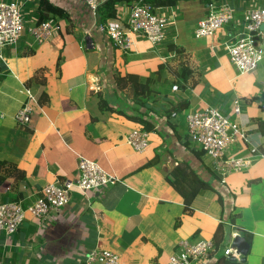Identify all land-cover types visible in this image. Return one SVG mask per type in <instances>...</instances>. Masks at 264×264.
<instances>
[{
    "label": "crops",
    "instance_id": "crops-1",
    "mask_svg": "<svg viewBox=\"0 0 264 264\" xmlns=\"http://www.w3.org/2000/svg\"><path fill=\"white\" fill-rule=\"evenodd\" d=\"M47 1L66 13L47 15L59 25L50 38L36 44L29 35L27 28L39 20V1L23 0L29 20L20 12L24 30L17 44L0 48V203L26 207L48 183L76 178L80 157L117 180L72 191L64 207L42 219L27 212L11 234L0 230V264H83L94 248L117 253L120 264H168L181 241L198 239L214 245L201 264H264V59L255 70L240 72L227 50L244 31V12L264 9V0H236L240 13L227 0L157 6L154 11L166 19L164 39L152 44L134 35L126 50L114 46L99 24H126L134 0L117 1L115 17L104 22L81 0ZM210 2L229 5L233 19L211 36L196 37L193 30ZM181 66L190 72L182 85ZM115 72L127 83L117 86ZM129 75L163 88L162 108L171 113L166 118L161 108L151 114L162 135L149 132L142 151L126 141L138 125L116 112L131 104ZM26 89L36 103L31 121L18 123L14 116L26 102ZM175 105L185 108L174 111ZM206 107L237 123L240 136L224 159L248 158V166L222 174L188 137L186 115ZM176 165L182 169L178 187L170 182ZM236 233L250 246L243 262L234 249L235 262L223 253Z\"/></svg>",
    "mask_w": 264,
    "mask_h": 264
},
{
    "label": "built area",
    "instance_id": "built-area-1",
    "mask_svg": "<svg viewBox=\"0 0 264 264\" xmlns=\"http://www.w3.org/2000/svg\"><path fill=\"white\" fill-rule=\"evenodd\" d=\"M93 15H97L98 7L104 0H81ZM206 15L197 23L193 30L194 36H211L225 23L233 19V10L227 4H207ZM154 7L146 0H134L126 24L116 21H107L99 24L112 44L119 49H129L133 43V36H144L152 44L160 43L165 32L163 24L166 19L157 14ZM264 9L246 10L243 14L244 31L239 33L235 41L227 46L231 63L240 72L253 71L259 62L264 59ZM50 20L35 22L27 28V32L36 44H42L50 38L52 29L58 28ZM24 30V22L19 6L15 2H0V48L4 45H16ZM254 32V34L252 33ZM177 90V85H173ZM26 102L15 114L18 123L31 121L33 112L32 103L36 97L30 89H26ZM233 112L239 113L237 101L234 102ZM188 137L198 144L205 154L212 157L224 174L229 170H240L248 166V158H235L224 154L238 136L240 131L237 123L231 121L213 107H206L192 111L186 115ZM149 131L136 128L127 136L126 141L136 151H142L148 146ZM77 176L62 183H48L41 188V196L24 207L20 201L0 203V230L7 234L16 231L19 224L28 212L36 218H44L50 210L64 207L74 190L89 192L113 184L117 178L105 172L95 161L80 157L77 164ZM213 242L206 239L196 241L184 240L179 243V250L169 257L168 264H201L206 261L213 251ZM230 248L224 250L229 256ZM83 264H120L117 253L106 248L90 250Z\"/></svg>",
    "mask_w": 264,
    "mask_h": 264
},
{
    "label": "trees",
    "instance_id": "trees-1",
    "mask_svg": "<svg viewBox=\"0 0 264 264\" xmlns=\"http://www.w3.org/2000/svg\"><path fill=\"white\" fill-rule=\"evenodd\" d=\"M39 1V20L44 21L48 17V14L56 15L57 17L63 18L66 17V13L63 9L52 5L47 0H38ZM117 1L124 0H104L98 7V15L100 16V20L104 22L109 18L115 17V4ZM129 1V0H127ZM150 2L154 7L160 5H168L174 3L175 0H146ZM162 72L158 73L160 76ZM189 68L187 66H181L177 72V76L181 78V81H178V84L182 85V82H185L189 76ZM114 82L117 86H121L126 84L124 77L120 76L117 72L113 74ZM129 82L131 81V87L133 88V94L131 99V104H126L125 107L119 106L116 110L117 113L123 115L130 121H133L138 125L140 129L147 130L149 132H155L157 134L162 135V131L160 128L156 127L158 125L156 118L151 116V114L155 115L162 108V100L166 98V93L163 88H160L159 85L153 86L149 80L148 84L144 83V81L137 80L133 76H128ZM156 83V81H155ZM128 108V109H127ZM185 107L176 108V105L172 107L174 111H179L180 109ZM127 109V110H126ZM164 111V115L166 118L170 116V110L166 107L162 108ZM149 118V119H148ZM157 156V155H156ZM175 177L174 180L170 179V182L173 186L178 187L180 182L179 177L182 176V169L176 165L171 171V177ZM196 184H192L189 188L185 187L186 191H182L184 197H187L192 187ZM222 259V258H220Z\"/></svg>",
    "mask_w": 264,
    "mask_h": 264
},
{
    "label": "water",
    "instance_id": "water-1",
    "mask_svg": "<svg viewBox=\"0 0 264 264\" xmlns=\"http://www.w3.org/2000/svg\"><path fill=\"white\" fill-rule=\"evenodd\" d=\"M262 28L264 25L261 26ZM254 34V32H252ZM229 244L231 249H235L236 254H240L239 262L245 260V256L249 250V243L246 241V238L238 233L234 234L232 238H229ZM228 260L235 262V256H229Z\"/></svg>",
    "mask_w": 264,
    "mask_h": 264
},
{
    "label": "rangeland",
    "instance_id": "rangeland-1",
    "mask_svg": "<svg viewBox=\"0 0 264 264\" xmlns=\"http://www.w3.org/2000/svg\"><path fill=\"white\" fill-rule=\"evenodd\" d=\"M1 2H4L5 0H0ZM18 1V5H19V9H20V12H21V14H22V17H24V19H25V21L27 22L28 20H29V18L28 17H30V15H29V13H25V11L26 10H23V8H22V1L23 0H17ZM228 2H230V1H233L234 2V6H231L232 8H236L237 9V12L238 13H240V8H239V6H237V5H239V2L238 1H236V0H227ZM26 9V8H25ZM29 25V24H28ZM27 26V25H26Z\"/></svg>",
    "mask_w": 264,
    "mask_h": 264
},
{
    "label": "clouds",
    "instance_id": "clouds-1",
    "mask_svg": "<svg viewBox=\"0 0 264 264\" xmlns=\"http://www.w3.org/2000/svg\"><path fill=\"white\" fill-rule=\"evenodd\" d=\"M230 248V247H229ZM231 249V248H230ZM232 250V253L229 255V256H232L233 255V251L235 250H233V249H231ZM223 253H224V251H223ZM235 254V253H234ZM236 255V254H235ZM226 256V255H225ZM229 256H226V257H229ZM235 258H236V256H235ZM237 259V258H236Z\"/></svg>",
    "mask_w": 264,
    "mask_h": 264
}]
</instances>
